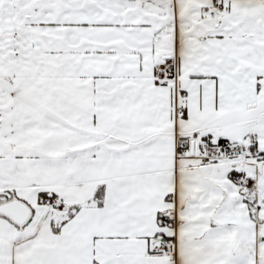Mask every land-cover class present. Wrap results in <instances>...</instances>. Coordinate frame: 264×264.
<instances>
[{
    "label": "snow or ice",
    "instance_id": "1",
    "mask_svg": "<svg viewBox=\"0 0 264 264\" xmlns=\"http://www.w3.org/2000/svg\"><path fill=\"white\" fill-rule=\"evenodd\" d=\"M0 264H264V0H0Z\"/></svg>",
    "mask_w": 264,
    "mask_h": 264
}]
</instances>
